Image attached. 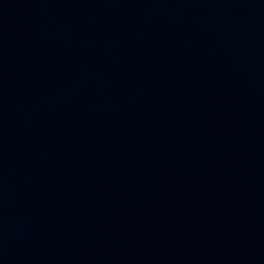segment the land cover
I'll list each match as a JSON object with an SVG mask.
<instances>
[{
	"label": "water",
	"instance_id": "obj_1",
	"mask_svg": "<svg viewBox=\"0 0 264 264\" xmlns=\"http://www.w3.org/2000/svg\"><path fill=\"white\" fill-rule=\"evenodd\" d=\"M0 264H264V0H0Z\"/></svg>",
	"mask_w": 264,
	"mask_h": 264
}]
</instances>
